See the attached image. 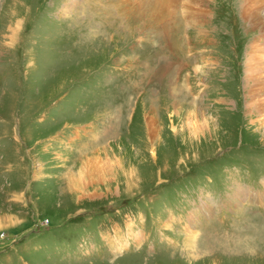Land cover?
Here are the masks:
<instances>
[{
  "label": "rangeland",
  "instance_id": "rangeland-1",
  "mask_svg": "<svg viewBox=\"0 0 264 264\" xmlns=\"http://www.w3.org/2000/svg\"><path fill=\"white\" fill-rule=\"evenodd\" d=\"M192 1L0 0V264H264L260 25Z\"/></svg>",
  "mask_w": 264,
  "mask_h": 264
},
{
  "label": "bare ground",
  "instance_id": "bare-ground-1",
  "mask_svg": "<svg viewBox=\"0 0 264 264\" xmlns=\"http://www.w3.org/2000/svg\"><path fill=\"white\" fill-rule=\"evenodd\" d=\"M194 4L200 5V0H198V2L196 3L193 2V5ZM199 10L200 9L197 10V15L200 17L201 14ZM240 10L242 12V16H244V19H246L250 23L251 27L260 25L259 35H257L254 38V40L251 41V43L248 45L249 49L245 55L244 68L246 69L245 76H247V79L249 81V88L247 94H249L250 98L252 99L254 108L256 109L259 108L258 111H262L263 110L262 105H264V0H242V4L240 5ZM192 114H194V112ZM192 117L195 118V120L197 121L196 129H200L202 127V123L204 125L207 124L208 119L206 117L204 119L202 117L201 119H199L197 116L194 117V115ZM149 125H152V122H150ZM203 129L204 127L201 130ZM94 158L95 156L84 159L83 165L81 166V170L77 174L78 178H80L79 180H81L82 178L85 179L86 177H89L88 176L89 171L96 173L97 171L96 167L99 168L100 166L104 165V164H100V165L96 164V162H94ZM83 172L85 173L83 174ZM76 180H77L76 177L72 175L68 180V186L71 187V184H75L77 182L78 188L79 185H82V187H86L85 184L82 183V181L79 182V180L78 181ZM73 181L76 182L74 183ZM247 194H248V190L246 188L242 186H238L233 197L234 199L237 198L238 200L239 199L242 200L245 199ZM263 197H264V193H263ZM205 206L206 208L203 209L202 207H200L198 210L205 212L207 209H210V205L208 203H205ZM190 220L192 221V218H190ZM187 230L189 232H194L192 228L190 229V225L187 226ZM115 243L116 242L113 241V244Z\"/></svg>",
  "mask_w": 264,
  "mask_h": 264
}]
</instances>
